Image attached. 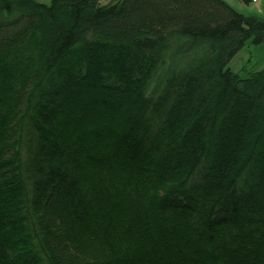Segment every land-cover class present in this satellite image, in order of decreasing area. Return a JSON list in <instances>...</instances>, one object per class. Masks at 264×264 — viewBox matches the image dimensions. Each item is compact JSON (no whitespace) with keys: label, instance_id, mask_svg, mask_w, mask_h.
I'll use <instances>...</instances> for the list:
<instances>
[{"label":"trees","instance_id":"16d2710c","mask_svg":"<svg viewBox=\"0 0 264 264\" xmlns=\"http://www.w3.org/2000/svg\"><path fill=\"white\" fill-rule=\"evenodd\" d=\"M249 41L225 0H0V264H264Z\"/></svg>","mask_w":264,"mask_h":264},{"label":"rangeland","instance_id":"374dc122","mask_svg":"<svg viewBox=\"0 0 264 264\" xmlns=\"http://www.w3.org/2000/svg\"><path fill=\"white\" fill-rule=\"evenodd\" d=\"M37 1L42 4L51 5L52 0ZM225 1L242 15L256 16L264 20V0H254L250 4L243 3L242 0ZM103 3L106 4L107 2L103 1ZM229 68L235 73H242L243 77L264 69V44L255 45L252 41H249L230 61Z\"/></svg>","mask_w":264,"mask_h":264}]
</instances>
